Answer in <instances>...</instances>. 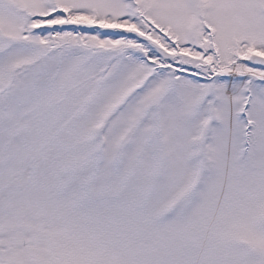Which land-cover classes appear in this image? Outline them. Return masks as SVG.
Here are the masks:
<instances>
[{"label":"snow or ice","instance_id":"snow-or-ice-1","mask_svg":"<svg viewBox=\"0 0 264 264\" xmlns=\"http://www.w3.org/2000/svg\"><path fill=\"white\" fill-rule=\"evenodd\" d=\"M0 264H264V0H0Z\"/></svg>","mask_w":264,"mask_h":264}]
</instances>
